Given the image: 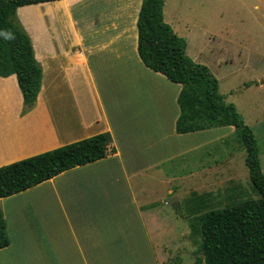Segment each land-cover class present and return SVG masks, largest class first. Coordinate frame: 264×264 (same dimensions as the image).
Masks as SVG:
<instances>
[{
    "label": "crops",
    "instance_id": "crops-1",
    "mask_svg": "<svg viewBox=\"0 0 264 264\" xmlns=\"http://www.w3.org/2000/svg\"><path fill=\"white\" fill-rule=\"evenodd\" d=\"M118 2L114 13L103 3L93 12L90 0L16 9L41 68V84L34 104L24 110L15 74L0 73V166L99 132H108L111 141L103 158L0 198L10 238L0 248V264H113L139 256L140 251L127 250L129 238H97L98 227L130 226L122 221L137 204L132 182L140 171L182 161L185 154L188 170L179 163L168 194L185 189L189 196H209L226 181H238L232 150L226 153L220 145L230 134L237 136L235 128L175 131L181 85L147 68L138 56L141 0ZM210 141L218 143L213 154L204 150ZM180 180L185 184L172 186ZM144 227L143 237L150 238L145 222ZM56 229L59 235L50 238ZM84 232L94 237L81 238ZM33 238H42L40 252Z\"/></svg>",
    "mask_w": 264,
    "mask_h": 264
},
{
    "label": "trees",
    "instance_id": "trees-1",
    "mask_svg": "<svg viewBox=\"0 0 264 264\" xmlns=\"http://www.w3.org/2000/svg\"><path fill=\"white\" fill-rule=\"evenodd\" d=\"M53 0H0V73H14L24 110L39 92L41 68L31 41L16 16L19 6ZM164 0H141L136 19L137 53L149 69L160 72L181 88L176 102L177 133L232 125L245 149L244 164L257 198L235 199L207 209L209 196L192 194L186 199L192 234L198 235L200 257L194 264H264V173L252 129L235 105L218 91V80L208 66L186 53V41L163 18ZM108 132L72 141L0 166V198L25 190L62 171L106 156ZM113 150V149H112ZM9 239L0 208V248Z\"/></svg>",
    "mask_w": 264,
    "mask_h": 264
},
{
    "label": "rangeland",
    "instance_id": "rangeland-1",
    "mask_svg": "<svg viewBox=\"0 0 264 264\" xmlns=\"http://www.w3.org/2000/svg\"><path fill=\"white\" fill-rule=\"evenodd\" d=\"M90 1L96 10L93 12H99L103 3L105 10L114 13L119 3L118 0ZM163 17L173 31L185 39L186 53L194 61L208 66L218 80L219 93L226 102L235 105L252 129L264 172V0H164ZM220 145L225 146L226 153L232 150V169L238 172V181L228 180L218 191L211 190L207 209L222 207L235 199L258 197L244 164L245 149L238 136L230 134ZM217 146L218 143L210 141L204 150L213 154ZM182 158V161L178 158L144 173L140 171V177L132 182L137 204L126 212L127 220L122 221L130 226L98 227L97 238H129L127 250L140 251L139 256L115 259L113 264H194L200 257L199 237L189 228L192 217H189L186 199L190 193H183L185 189H178L174 196L167 193L169 179L180 174L179 163L184 161L183 167L188 170L186 154ZM164 177L167 182L162 181ZM180 184L185 183L180 180L172 186ZM235 184L240 187L233 189ZM173 190L176 192L175 188ZM63 202L66 201L63 199ZM144 222L150 238L143 237H146ZM53 224H58L57 219L48 225ZM70 232L69 227L64 226V238H69ZM52 233L55 234L50 238L58 236L59 230ZM93 237L84 232L81 238ZM33 240L40 252L42 238Z\"/></svg>",
    "mask_w": 264,
    "mask_h": 264
}]
</instances>
